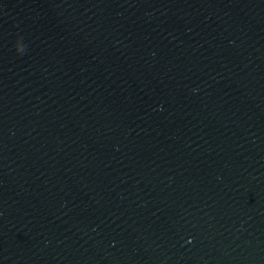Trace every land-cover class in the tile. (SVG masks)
<instances>
[{
  "label": "water",
  "instance_id": "obj_1",
  "mask_svg": "<svg viewBox=\"0 0 264 264\" xmlns=\"http://www.w3.org/2000/svg\"><path fill=\"white\" fill-rule=\"evenodd\" d=\"M0 264H264V0H0Z\"/></svg>",
  "mask_w": 264,
  "mask_h": 264
},
{
  "label": "clouds",
  "instance_id": "obj_2",
  "mask_svg": "<svg viewBox=\"0 0 264 264\" xmlns=\"http://www.w3.org/2000/svg\"><path fill=\"white\" fill-rule=\"evenodd\" d=\"M15 51H16L17 54H19V55H23V54L25 53V51H26V47L22 46V45L19 43V41L17 40V41L15 42ZM193 91H195V89H194Z\"/></svg>",
  "mask_w": 264,
  "mask_h": 264
}]
</instances>
